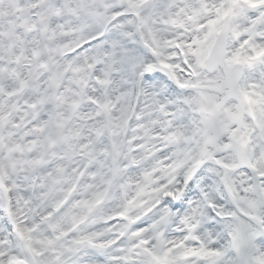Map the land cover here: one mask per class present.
I'll list each match as a JSON object with an SVG mask.
<instances>
[{"label":"snow or ice","instance_id":"snow-or-ice-1","mask_svg":"<svg viewBox=\"0 0 264 264\" xmlns=\"http://www.w3.org/2000/svg\"><path fill=\"white\" fill-rule=\"evenodd\" d=\"M0 264H264V0H0Z\"/></svg>","mask_w":264,"mask_h":264}]
</instances>
